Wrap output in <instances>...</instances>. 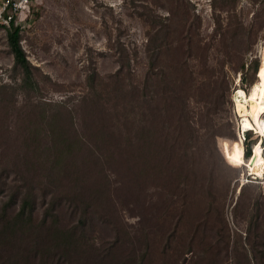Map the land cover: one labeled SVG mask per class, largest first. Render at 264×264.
I'll list each match as a JSON object with an SVG mask.
<instances>
[{"label":"rangeland","instance_id":"rangeland-1","mask_svg":"<svg viewBox=\"0 0 264 264\" xmlns=\"http://www.w3.org/2000/svg\"><path fill=\"white\" fill-rule=\"evenodd\" d=\"M155 15L174 22L164 40L169 50L157 60V70L173 77L175 91H185L180 106L189 115L188 122L179 116L161 117L160 122L168 126L166 134H189L195 153L188 151L192 160L182 162L188 152L177 147L168 155L175 162L171 166L156 165L159 157L149 167L141 163L144 192L138 201L126 189L114 193L124 171L117 155L113 167L118 174L108 178L112 196L104 192L94 201L106 210L90 211L87 225L78 228L86 234L81 250L89 255L78 256L76 264H264V180L244 185L251 182L243 165L247 143L240 142L239 163H227L218 137L228 125L232 139L224 138L237 140L243 135V116L253 120L251 107L241 117L237 111L238 100L247 102V92L240 97L239 87L246 86L239 67L253 62L250 80L256 79V62L258 78L264 69V0H35L21 24V45L36 83L28 88L22 86V70L0 27V212L12 192L31 185L38 192L36 221L43 218L52 197L48 190L56 189L43 177L48 159L56 156L50 148L52 129L58 128L52 126V114L67 113L66 133L85 135L87 75L97 71L99 89L104 88L121 56L128 54L133 79L142 80L148 33L159 27L152 24ZM103 101L110 111L108 124L115 127L122 113L113 118L116 100L104 94ZM108 154L109 149L104 151L106 164ZM82 155L85 161L80 158L76 167L80 180L86 175L88 187L105 190L101 166L93 169L95 160L89 162L84 151ZM58 209L62 225L82 218L68 199ZM112 244L114 252L107 251Z\"/></svg>","mask_w":264,"mask_h":264},{"label":"trees","instance_id":"trees-1","mask_svg":"<svg viewBox=\"0 0 264 264\" xmlns=\"http://www.w3.org/2000/svg\"><path fill=\"white\" fill-rule=\"evenodd\" d=\"M155 16L152 24L159 27L156 30L152 27L148 33L147 71L142 80L133 79L132 59L128 54L121 56L118 70L111 75L104 88L99 89L97 78L100 75L97 71H92L87 75L90 93L84 97V106H87V110H83L82 113L87 131L85 135L72 136L66 133L67 113L52 114L51 122L54 123L52 126L58 128L52 129L54 135H52V143L50 141V148L55 150L56 156L48 159L50 168L43 177L46 178L51 188L56 189L48 190V194H52V197L47 202L40 221H36L38 192L31 185L30 187L27 185L24 189L18 188L4 202L0 212V264H76L78 256L87 257L89 255L85 248L81 250L86 241V234L79 233L78 228L87 225L90 211L96 213L101 209L106 210L103 203L95 205L94 201L96 197L101 200L104 192L105 197L111 198L112 189L110 190L108 186H111L112 182L108 178L117 173L113 167L116 164L117 155L123 158L124 171L119 173L122 183L114 188V193L118 194V191L126 189L138 201L144 192L140 182L143 172L140 168L141 163L149 167L159 157L156 165L162 162L166 163L167 167L171 166L168 163L174 164L175 162L171 161L172 158L168 155L177 147L183 148L185 152L195 153L191 148L194 145L189 134L186 137L166 134L168 126L160 122L161 117L163 121H166V116H179L182 118L180 120L188 122L189 115L185 106H180V101L186 98V95L182 96L185 91L181 90V93L175 91L172 88L173 77L162 69L157 70V60L166 50H169L170 44L164 40L174 22L169 21L168 23L165 18ZM22 29V25L14 21L10 27L5 28V31L14 55L15 66L19 67L23 73L22 86L28 88L29 86L34 87L36 83L33 80L32 65L21 45ZM246 64L243 63L239 67L240 81L242 86H246L240 88L250 92L248 86L252 87L258 82L264 69L258 78L260 63L256 62L253 73L256 74V79L250 80L248 71L253 67V62L248 66ZM104 94L116 100L113 118H118V114L122 113L114 124L115 127L108 124L110 111L103 101ZM157 101L162 102L163 105H158ZM232 133L231 127L225 125L218 134L219 146L226 156L227 163H230V159L239 163L240 140L224 138L232 139ZM247 139H245L247 144L244 155L248 160L252 155V147L257 138L252 142L253 144H249ZM108 149L110 155H106V164L104 151L108 152ZM82 150L84 156H89V162L92 159L95 160L92 163L93 169L101 166L103 178H106L103 185L105 190L88 187L85 184L87 183L86 175L81 176L86 180H80V172L76 167L79 168L80 158L83 163L85 161ZM163 154L167 156L164 157ZM185 155L182 162L192 160L189 152ZM168 181L171 182V179ZM252 183L255 182L251 181L244 185ZM107 189L109 192L106 195ZM55 190L60 196H54L56 195ZM43 193L46 194V189ZM166 194L170 200L173 198L171 189ZM64 199L70 201L75 213L81 214L82 218L77 223L72 225L60 223L58 208ZM14 206L18 208L17 211L9 213L10 208ZM21 243H26L27 246L23 247ZM114 247V244L110 245L107 251L114 252ZM10 249L11 254L7 253Z\"/></svg>","mask_w":264,"mask_h":264},{"label":"bare ground","instance_id":"bare-ground-1","mask_svg":"<svg viewBox=\"0 0 264 264\" xmlns=\"http://www.w3.org/2000/svg\"><path fill=\"white\" fill-rule=\"evenodd\" d=\"M239 91L240 97L245 96L247 92L243 88H240ZM246 101L247 102L238 100L239 110L237 108V111L241 117V114L248 113L247 109L251 107L253 120L250 119L247 114L243 116L241 129L244 133L242 136L238 137V139L242 142L244 147L245 139L254 136L256 133H258L259 136L261 135V139L258 137L253 144V156L249 164V160L245 158L243 165L247 167L246 165L248 164V169L251 170L252 173L264 176V121L261 120V116L264 115V73L260 76L258 82L251 87L250 92L246 93ZM234 102L236 103L235 99Z\"/></svg>","mask_w":264,"mask_h":264},{"label":"built area","instance_id":"built-area-1","mask_svg":"<svg viewBox=\"0 0 264 264\" xmlns=\"http://www.w3.org/2000/svg\"><path fill=\"white\" fill-rule=\"evenodd\" d=\"M32 6L33 0H0V26L3 29L8 28L14 21L16 24L21 25L31 14ZM242 133H244V131ZM256 135L257 139L258 137L261 139V135L259 136L258 133H256ZM252 156L253 154L248 159V164L251 161ZM248 164L246 165L247 179H250V181L258 179L264 180V176L252 173L251 170L248 169Z\"/></svg>","mask_w":264,"mask_h":264}]
</instances>
